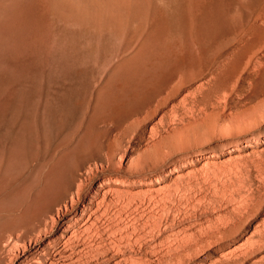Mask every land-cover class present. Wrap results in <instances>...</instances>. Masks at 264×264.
<instances>
[{"label": "rangeland", "instance_id": "rangeland-1", "mask_svg": "<svg viewBox=\"0 0 264 264\" xmlns=\"http://www.w3.org/2000/svg\"><path fill=\"white\" fill-rule=\"evenodd\" d=\"M135 1L0 0V264H263L264 0Z\"/></svg>", "mask_w": 264, "mask_h": 264}, {"label": "bare ground", "instance_id": "bare-ground-1", "mask_svg": "<svg viewBox=\"0 0 264 264\" xmlns=\"http://www.w3.org/2000/svg\"><path fill=\"white\" fill-rule=\"evenodd\" d=\"M20 1H21V0H20ZM133 1H134V0H133ZM144 1H145V0H143V2H144ZM143 2H142V0H141V3H143ZM135 3H137V4H136L137 6L140 5L139 0H138V1L136 0ZM138 3H139V4H138ZM145 3H146V2H145ZM136 5H135V6H136ZM142 5H143V4H141V7H142ZM138 8H139V7H138ZM147 8H148V7H147ZM138 14H139V13H138ZM170 92H171V91H170ZM174 96H175V95H174ZM162 97H163V96H162ZM183 99H184V98H183ZM183 99H182V100H183ZM186 99H188V98H186ZM183 102H185V101H183ZM194 102H195V101H194ZM174 107H175V106H174ZM184 107H185V106H184ZM108 182H109V181H108ZM110 182H111V181H110ZM114 189H115V188H114ZM233 189H234V188H233ZM241 189H242V188H241ZM110 190H111V188H110ZM236 190H237V189H236ZM176 191H177V190H176ZM233 191H234V190H233ZM242 191H243V190H241V192H242ZM171 192H172V191H171ZM239 192H240V191H239ZM259 192H260V191H259ZM118 193H119V192H118ZM120 193H121V192H120ZM150 193H151V191H150ZM252 193H253V192H252ZM121 194H122V193H121ZM124 194H125V192H124ZM124 194H123V195H124ZM129 194H130V193H129ZM152 195H153V194H152ZM248 195H249V194H248ZM248 195H243V196H246V197H247ZM255 195H256V194H255ZM132 196H133V194H132ZM144 196H145V195H144ZM168 196H169V195H168ZM228 196H229V195H228ZM237 196H238V195H237ZM243 196L241 195V198H240L241 200H242V197H243ZM134 197H135V195H134ZM134 197H133V198H134ZM148 197H149V196H148ZM151 197H152V196H151ZM154 197H155V196H154ZM162 197H163V196H161L159 199H161ZM226 197H227V196H226ZM231 197H232V196H231ZM231 197H230V198H231ZM248 197H249V196H248ZM259 197H260V196H259ZM119 198H120V195H119ZM127 198H128V197H127ZM163 198H164V197H163ZM163 198H162V199H163ZM249 198H250V197H249ZM129 199H130V198H129ZM148 199H150V198H148ZM164 199H165V198H164ZM166 199H167V198H166ZM224 199H225V198H224ZM231 199H232V198H231ZM234 199H235V198H234ZM119 200H120V199H119ZM130 200H131V199H130ZM130 200H129V201H130ZM133 200H134V199H133ZM133 200H132V201H133ZM151 200H152V199H151ZM156 200H158V199H156ZM245 200H246V199H245ZM251 200H252V198H251ZM254 200H255V199H254ZM92 201H93V200H92ZM111 201H112V200H111ZM154 201H155V200H154ZM225 201H226V200H225ZM242 201H243V200H242ZM121 202H122V201H121ZM142 202H143V201H142ZM148 202H149V201H148ZM107 203H108V202H107ZM112 203H113V202H112ZM133 203H134V202H133ZM153 203H154V202H153ZM235 203H236V201H235ZM243 203H244V202H243ZM245 203H246V202H245ZM248 203H249V206L251 207L252 205H250V202H247L246 204H248ZM104 204H105V203H104ZM121 204H122V203H121ZM143 204H144V203H143ZM221 204H222V203H221ZM119 205H120V204H119ZM125 205H126V204H125ZM128 205H129V203H128ZM232 205H233V204H232ZM244 205H245V204H244ZM244 205H243V206H244ZM263 205H264V204H263ZM155 206H156V205H155ZM161 206H162V205H161ZM165 206H166V205H165ZM228 206H229V205H228ZM247 206H248V205H247ZM101 207H102V206H101ZM226 207H227V206H226ZM161 208H162V207H161ZM251 208H252V207H251ZM88 209H89V208H88ZM134 209H135V208H134ZM143 209H145V208H143ZM86 210H87V209H86ZM105 210H107V209H105ZM118 210H119V209H118ZM138 210H139V209H138ZM165 210H166V209H165ZM239 210H240V209H239ZM91 211H92V210H91ZM103 211H104V210H103ZM114 211H115V209H114ZM114 211H113V212H114ZM122 211H123V210H122ZM125 211H126V210H125ZM128 211H129V210H128ZM133 211H134V210H133ZM154 211H155V210H154ZM241 211H242V210H241ZM119 212H120V211H119ZM130 212H131V211H130ZM138 212H139V211H138ZM147 212H148V211H147ZM150 212H152V211H150ZM237 212H238V211H237ZM103 213H104V212H103ZM155 213H156V212H155ZM161 213H162V211H161ZM161 213H160V215H161ZM163 213H164V212H163ZM141 214H142V213H141ZM144 214H145V213H144ZM150 214H152V213H150ZM221 214H222V213H221ZM221 214H220V215H221ZM102 215H103V214H102ZM115 215H116V214H115ZM132 215H133V214H132ZM132 215H131V216H132ZM148 215H149V214H148ZM165 215H166V214H165ZM217 215H218V214H217ZM226 215H227V214H226ZM95 216H96V215H95ZM113 216H114V215H113ZM117 216H118V215H117ZM128 216H130V215H128ZM166 216H167V215H166ZM227 216H228V215H227ZM237 216H238V215H237ZM137 217H138V216H137ZM160 217H162V216H160ZM223 217H224V216H223ZM230 217H231V216H230ZM81 218H82V217H81ZM97 218H98V217H97ZM109 218H110V217H109ZM128 218H129V217H128ZM134 218H135V217H134ZM134 218H133V219H134ZM148 218H149V217H148ZM152 218H153V217H152ZM152 218H151V220H152ZM210 218H211V217H210ZM233 218H234V217H233ZM239 218H240V217H239ZM100 219H101V218H100ZM114 219H115V218H114ZM156 219H157V218H156ZM156 219H155V220H156ZM168 219H169V218H168ZM172 219H173V218H172ZM221 219H222V218H221ZM229 219H230V218H229ZM76 220H77V219H76ZM94 220H95V219H94ZM94 220H92V221H94ZM119 220H121V219H119ZM123 220H124V219H123ZM157 220H158V219H157ZM157 220H156V221H157ZM231 220H232V219H231ZM133 221H134V220H133ZM221 221H222V220H221ZM227 221H228V220H227ZM263 221H264V220H263ZM75 222H76V221H75ZM126 222H127V221H126ZM152 222H153V221H152ZM158 222H159V221H158ZM215 222H216V221H215ZM222 222H225V221H222ZM36 223H38V222H36ZM153 223H154V222H153ZM211 223H212V222H211ZM211 223H210V224H211ZM218 223H219V222H218ZM235 223H236V222H235ZM94 224H95V223H94ZM116 224H117V223H116ZM120 224H121V223H120ZM145 224H146V222H145ZM154 224H155V223H154ZM156 224H157V223H156ZM160 224H161V223H160ZM160 224H157V225H160ZM166 224H167V223H166ZM207 224H208V223H207ZM215 224H216V223H215ZM71 225H72V224H71ZM126 225H127V224H126ZM157 225H156V226H157ZM168 225H169V224H168ZM192 225H193V224H192ZM212 225H213V224H212ZM212 225H211V226H212ZM260 225H261V224H260ZM37 226H38V225H37ZM76 226H77V225H76ZM95 226H96V225H95ZM145 226L147 227V225H145ZM165 226H166V225H165ZM174 226H175V225H174ZM211 226H210V227H211ZM217 226H218V224H217ZM135 227H136V225H135ZM150 227H151V226H150ZM207 227H209V225H207ZM68 228H69V226H68ZM89 228H90V227H89ZM119 228H120V227H119ZM157 228H158V227H157ZM211 228H212V227H211ZM211 228H210V229H211ZM87 229H88V228H87ZM121 229H123V228H121ZM135 229H136V228H135ZM196 229H197V228H196ZM76 230H77V229H76ZM118 230H119V229H118ZM132 230H133V228H132ZM136 230H137V229H136ZM139 230H140V229H139ZM144 230H145V229H144ZM166 230H167V229H166ZM26 231H27V230H26ZM87 231H88V230H87ZM114 231H115V230H114ZM134 231H135V230H134ZM140 231H141V230H140ZM151 231H152V230H151ZM151 231H150V232H151ZM168 231H169V230H168ZM179 231H180V230H179ZM179 231H178V232H179ZM205 231H206V230H205ZM135 232H136V231H135ZM166 232H167V231H166ZM172 232H173V231H172ZM176 232H177V230H176ZM176 232H175V234H176ZM211 232H212V231H211ZM77 233H78V232H77ZM157 233H158V232H157ZM203 233H205V232H203ZM89 234H91V233H89ZM110 234H111V232H110ZM127 234H128V231H127ZM172 234H173V233H172ZM187 234H188V233H187ZM192 234H193V233H192ZM251 234H252V233H251ZM62 235H63V234H62ZM146 235H147V234H146ZM165 235H166V234H165ZM178 235H180V234H178ZM182 235H183V234H182ZM262 235H263V234H262ZM120 236H122V235H120ZM131 236H132V235H131ZM144 236H145V235H144ZM126 237H127V236H126ZM126 237H125V238H126ZM128 237H129V236H128ZM136 237H137V235H136ZM168 237H169V236H168ZM183 237H184V235H183ZM186 237H187V236H186ZM199 237H200V236H199ZM64 238H65V237H64ZM119 238H120V237H119ZM137 238H138V237H137ZM139 238H140V237H139ZM143 238H144V237H143ZM180 238H181V237H180ZM195 238H196V237H195ZM67 239H68V237H67ZM96 239H97V238H96ZM173 239H174V237H173ZM175 239H176V237H175ZM181 239H182V238H181ZM252 239H253V238H252ZM32 240H33V239H32ZM117 240H118V239H117ZM186 240H187V239H186ZM97 241H98V240H97ZM113 241H114V240H113ZM130 241H131V240H130ZM135 241H136V240H135ZM162 241H163V240H162ZM165 241H166V240H165ZM220 241H221V240H220ZM233 241H234V240H233ZM237 241H238V240H237ZM251 241H252V240H251ZM255 241L257 242V240H255ZM91 242H92V241H91ZM114 242H115V241H114ZM127 242H128V241H126V243H127ZM171 242H172V241H171ZM173 242H174V241H173ZM93 243H94V242H93ZM174 243H175V242H174ZM193 243H194V242H193ZM195 243H196V242H195ZM213 243H214V242H213ZM254 243H255V242H254ZM251 244H252V243H251ZM117 245H118V244H117ZM184 245H185V243H184ZM96 246H97V244H96ZM119 246H120V245H119ZM119 246H118V247H119ZM139 246H140V245H139ZM172 246H173V245H172ZM172 246H171V247H172ZM179 246H180V244H179ZM187 246H188V245H187ZM207 246H208V245H207ZM256 246H257V245H256ZM154 247H155V246H154ZM166 247H167V246H166ZM168 247H169V246H168ZM195 247H196V246H195ZM240 247H241V246H240ZM101 248H102V247H101ZM101 248H100V249H101ZM160 248H161V247H160ZM175 248H176V247H175ZM202 248H203V247H202ZM235 248H236V247H235ZM172 249H173V248H172ZM176 249H177V248H176ZM233 249H234V248H233ZM258 249H259V248H258ZM155 250H156V249H155ZM170 250H171V249H170ZM170 250H169V251H170ZM173 250H174V249H173ZM221 250H222V248H221ZM234 250H235V249H234ZM242 250H243V248H242ZM242 250H240V251H242ZM246 250H247V249H245V251H246ZM253 250H254V249H253ZM158 251H159V250H158ZM232 251H233V250H232ZM238 251H239V250H238ZM249 251H250V250H249ZM115 252H116V251H115ZM185 253H186V252H185ZM192 253H193V252H192ZM231 253H232V252H231ZM153 254H154V253H153ZM193 254H194V253H193ZM235 254H236V253H235ZM241 254H243V253H241ZM244 254H245V253H244ZM237 255H238V254H237ZM246 255H247V254H246ZM254 255H255V254H254ZM263 255H264V254H263ZM230 256H231V255H230ZM234 256H235V255H234ZM261 256H262V255H261ZM79 257H80V256H79ZM211 257H212V256H211ZM221 257H222V256H221ZM227 257H228V256L226 255V259H227ZM231 257H232V256H231ZM262 258H263V256H262ZM262 258L260 257L261 261H262ZM211 259H212V258H211ZM263 259H264V258H263ZM145 260H146V259H145ZM142 261H143V260H142ZM234 261H235V260H234ZM259 261H260V260H259ZM259 261H258V262H259ZM261 261H260V262H261ZM256 262H257V261H256ZM9 263H10V262H9ZM143 263H144V261H143ZM252 263H253V262H252ZM132 264H133V263H132ZM135 264H136V262H135ZM207 264H208V263H207ZM263 264H264V260H263Z\"/></svg>", "mask_w": 264, "mask_h": 264}]
</instances>
